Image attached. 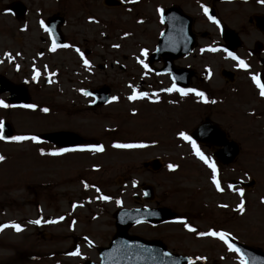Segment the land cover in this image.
<instances>
[{
  "label": "rangeland",
  "instance_id": "1",
  "mask_svg": "<svg viewBox=\"0 0 264 264\" xmlns=\"http://www.w3.org/2000/svg\"><path fill=\"white\" fill-rule=\"evenodd\" d=\"M13 1L29 8L24 20L6 13V5ZM90 1L0 0V57H9L0 72L8 79L19 82L15 64L25 71L20 76L30 75L31 56L40 48H50L42 23L55 12L66 15L64 31L73 42L93 52L89 59L82 56L84 49L75 57L64 52L51 56L64 62L57 63L56 70L66 71L57 74L55 85L33 89L32 110L0 106V126L9 122L13 137L37 138L0 139L4 157L0 160V226L17 224L21 229L0 230V264L98 262V250L108 246L116 233L114 212L136 205L133 196L147 184L154 187L158 205L170 209L174 218L159 227L141 225L132 229L133 234L160 239L176 253L201 255L205 259L200 264H241L224 240L200 233L223 230L264 249V100L254 95L247 75H241L234 87L226 85L221 66L216 65V77L209 85L192 88L180 98L162 83L163 78L137 63V58L143 62L144 54L149 56L155 49L162 30L157 15L160 1L141 0L134 6L138 0H121L123 5L126 2L122 9L108 8L104 0ZM136 13L144 21L139 22ZM90 15H95L94 22ZM248 31L244 40L251 46L255 29ZM213 58L220 61V56ZM194 63L200 70L205 64L198 58ZM91 75L98 81L107 76L114 79L113 114H107V109L96 115L75 112L72 103L81 94L76 96L73 87L79 86H71L68 80ZM140 81L145 91L138 86ZM242 92L245 96H238ZM134 93L145 95L129 99ZM0 101L5 103L2 97ZM205 120L221 125L239 143L240 154L230 166L220 165L213 150L181 137V133L190 137ZM59 129H71L85 144L61 152L38 141L40 134ZM98 147L102 150H95ZM155 160L162 164L159 170L145 166ZM209 164L215 166L217 183ZM234 181L254 185L238 189ZM36 220L40 223H32Z\"/></svg>",
  "mask_w": 264,
  "mask_h": 264
},
{
  "label": "flooded vegetation",
  "instance_id": "2",
  "mask_svg": "<svg viewBox=\"0 0 264 264\" xmlns=\"http://www.w3.org/2000/svg\"><path fill=\"white\" fill-rule=\"evenodd\" d=\"M163 2L164 0H161L162 4ZM167 3L168 6L182 10L186 15L191 16L193 19V32L197 41L195 45L196 51L191 56H187L175 62L177 67L186 68L188 69L187 71H192L190 73L193 76L190 80L188 89L201 87V85L206 84L209 85L211 83L210 78L212 73H215L216 77V72L211 69L214 65L221 66L220 73L223 72L222 76L225 79L224 83L226 85H231L230 87H234L238 84V78L241 75H247L246 68L256 64V68H254V71L252 72L253 76H248L249 80L247 83L250 84L254 95H257L255 91L260 93V88L257 86V83L253 77H256L258 80L260 79L264 84V30L261 29L264 28V2H261V0H167ZM231 4L236 6V10L230 9V11H227L228 5ZM205 8H207V10L212 13H210V15H206L204 11ZM243 12L244 16L240 18ZM162 13L163 11L161 10L160 17ZM59 15L66 17L65 14ZM209 17H212V19ZM214 20L216 22H213ZM257 20L261 21L258 22ZM251 27L255 29V33H253L255 42L250 46L245 42L244 36L249 34L248 28ZM223 29H226L227 32H231L232 35H234V37L238 38L240 41V47L235 49L232 53L234 56L238 57V60L232 59L229 55H227V57L224 55L225 49L223 46H225L226 42L222 37ZM204 40H207V42ZM65 45H67L66 48L70 46L72 47L68 50H65L66 48H61L56 53L62 51L65 55L69 54L71 57H75L77 50L82 51L84 49V51H86L84 52L83 56L90 58L93 55L92 50L89 48L85 49L84 45L82 46L79 43L73 42V39L69 34L64 36V46ZM49 47L51 48L50 43ZM215 47L220 48L221 52H223L221 53V59H219L220 61L214 59V55L211 53L212 49ZM242 52H244L245 55H243ZM53 54L54 53L49 54V50L47 48H40L37 52V55L35 53L33 56H31L29 66L27 67L31 70V74L27 75L25 73L20 76V74L25 71H20V69L17 67L15 69V74L16 77L19 78V82L14 81V78L13 80L9 79L13 84L24 86L28 89L29 93L31 94V105L34 103V88H38V86H47L51 80H56L57 74H63V71H66L64 68L62 70H56L55 66H57V63L64 62L52 60L51 56H53ZM13 58L14 57H11L12 63L14 62ZM197 58L205 62L203 68L201 67V70L194 63ZM8 59L9 57H7V60ZM240 60L244 61L246 67L240 66ZM43 71L51 73L47 74L46 72L45 76L43 77ZM54 71H56V73ZM226 71H229L231 74L226 73ZM1 76H4V74ZM162 77L166 78L167 84L172 87L173 82L171 81L170 77ZM94 79L96 82L93 81ZM113 80L114 79H111L109 76H107L106 80L98 81L93 75H91V77H83V79L79 78L78 80H73L70 78L68 82L71 83V86H79V89L77 91L74 89V92L80 93L82 90L80 94H82L83 97H78L79 100H77L75 103L84 105L83 103H80V101L86 102V105L76 112H85L91 115H96L99 114V111L103 108V110L107 109L108 114H113L114 103L112 102V98L110 99V102L107 106L91 109L89 105L95 101L94 98L83 95V93L87 90L101 88L106 90L109 89V91L112 93L114 90L112 85ZM56 92L57 94L60 93L58 90H56ZM2 97L7 101V94L3 95ZM154 203L155 204L152 205L153 207H159L156 200ZM255 247L261 248L260 246Z\"/></svg>",
  "mask_w": 264,
  "mask_h": 264
},
{
  "label": "water",
  "instance_id": "3",
  "mask_svg": "<svg viewBox=\"0 0 264 264\" xmlns=\"http://www.w3.org/2000/svg\"><path fill=\"white\" fill-rule=\"evenodd\" d=\"M117 5L118 3L114 0H107L109 5ZM15 6V5H13ZM12 6V7H13ZM17 13L22 15L24 13ZM172 15V10L167 11L165 21L167 23V30L161 37V40L157 47V53L164 56L165 63L167 66L171 65L173 59L181 56V53L178 54L177 50L173 46L175 41L174 26L170 22ZM193 40L189 43V48L187 52L191 49ZM177 49V50H176ZM155 56V54H154ZM169 70H165L167 72ZM0 84H4L3 91L11 93L12 103L19 104L22 106L29 104V96L26 89L21 87H13L6 81L0 78ZM108 93V91H103ZM19 101V102H18ZM5 137H11L13 134V129L10 124L4 123L2 125ZM193 138L203 144L210 146L222 147L218 152L215 153V157L218 161L224 165L232 163L239 153V147L234 142H229L226 138V135L219 127L210 122H205L201 124L192 134ZM41 140L49 141L51 143L57 144L62 147L75 146L79 143L77 136L70 133H53L46 134L41 136ZM159 161H153L146 163V166L152 165L154 170L160 168ZM144 193L152 195L153 190L151 187L143 189ZM117 217V227L118 234L115 237L114 242L111 245V248L103 249L101 253V264H185L188 263L189 259H185L180 256L170 255L163 244L159 241H147L137 236L127 235V231L131 228L132 225L142 222V221H152L154 223L165 222L170 219V213L167 210L159 209L156 212H149L145 210L138 211H119L116 213ZM234 245L240 250L241 253H248L253 260L250 264H256L257 260L259 264L264 263V253L254 250L250 247L241 245L240 247L234 243ZM154 252H157L159 255L158 260H154V257H151ZM92 264V263H88Z\"/></svg>",
  "mask_w": 264,
  "mask_h": 264
},
{
  "label": "snow or ice",
  "instance_id": "4",
  "mask_svg": "<svg viewBox=\"0 0 264 264\" xmlns=\"http://www.w3.org/2000/svg\"><path fill=\"white\" fill-rule=\"evenodd\" d=\"M261 2H264V0H261ZM204 11H205V14L207 15V13H208L207 8H205ZM209 18L212 19V17H209ZM213 22H216V21L214 20ZM42 26H43V23H42ZM45 30L48 31L47 28H45ZM65 47H67V45H65ZM53 50H54V49H53ZM213 50H214V49H213ZM228 55L231 56L232 59H234V60H238V57L234 56L232 53H228ZM85 64H87V61H85ZM239 64H240L241 67H246L244 61H242V60L239 61ZM253 79L256 81L257 86L260 88V95H261V96H264V85H262V84L260 83V81H259L256 77H253ZM176 90H177V91H181V93L183 94V91H184V90H181V89H176ZM189 91H191V90H189ZM85 95H89V93H85ZM138 95H139V96H143V95H145V94H143V93L135 94V93H134V95L131 96V97H129V99H136ZM197 95L203 97L204 94H203V93H197ZM113 99H116V98L113 97ZM0 106L8 107V105L4 104L3 101H0ZM24 107H29V108H31V107H34V105H25ZM44 111H48V110H47V109H44ZM180 135H181V137H182L183 139H187V140H189V141L191 142V138H190V137H187L184 133H181ZM0 139H3V137L0 136ZM12 139H13V140H18V141H19V140H25V139L36 140L37 138H36V137L17 136V137H13ZM116 146H117V147H133L134 145H116ZM193 147L195 148V144H194V142H193ZM95 150H97V151H101L102 149L98 147V148H96ZM60 151H61V152H64V151H68V149H61ZM52 154H53V155H57V154H60V153H52ZM197 155H198L202 160H204L205 163H208V160L206 159V157H205L202 153H200L199 150H197ZM3 159H4V157H3V156H0V160H3ZM169 167H171V166H169ZM209 167H211L212 170H213V174H214V175H213V182H214V183H217L216 180H215V172H216L215 166H214L213 164H209ZM217 187L219 188V185H218V184H217ZM242 194H243V193L241 192V195H242ZM103 198H104V199H108V197H103ZM240 210L243 211V207H242V205H241ZM32 223L39 224L40 221H39V220H36V221H32ZM9 226L12 227V228H14V229L17 230V231H20V230H21V229H20V226L17 225V224L0 226V230H2L3 227H9ZM189 231H193V232H195L196 230H195L194 228L189 227ZM200 235H202V236H203V235L218 236L221 240H224L225 243H228V247H229L232 251H234V252H239V251H240L238 248H235L231 243L228 242V240L226 239V234H224V233L208 232V233H200ZM73 254L76 255V254H78V253H73ZM189 264H192V262L189 261ZM241 264H245V262L243 261V259H242V261H241Z\"/></svg>",
  "mask_w": 264,
  "mask_h": 264
}]
</instances>
